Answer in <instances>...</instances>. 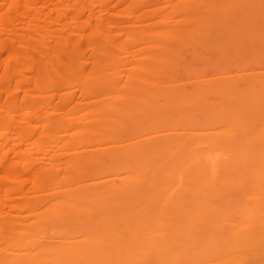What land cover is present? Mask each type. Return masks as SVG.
<instances>
[{
    "label": "bare ground",
    "instance_id": "6f19581e",
    "mask_svg": "<svg viewBox=\"0 0 264 264\" xmlns=\"http://www.w3.org/2000/svg\"><path fill=\"white\" fill-rule=\"evenodd\" d=\"M0 264H264V0H0Z\"/></svg>",
    "mask_w": 264,
    "mask_h": 264
}]
</instances>
